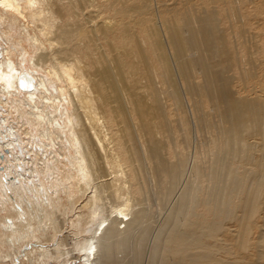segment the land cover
Segmentation results:
<instances>
[{"label": "bare ground", "instance_id": "6f19581e", "mask_svg": "<svg viewBox=\"0 0 264 264\" xmlns=\"http://www.w3.org/2000/svg\"><path fill=\"white\" fill-rule=\"evenodd\" d=\"M129 1L0 0V105L13 103L18 115L12 128L0 117V148L14 156L6 162L9 172L0 171V264L29 263L38 251L35 263L68 264L66 237L46 246L63 230L60 212L77 209L71 226L84 236L76 244L82 264H141L150 192L169 207L150 264H247L242 255L264 264V98L256 96L255 73L243 65L257 70L251 61L261 50L260 34L248 36L239 16V36L233 35L227 13L229 26L222 30L214 10L168 25L157 3L147 21V1L128 7ZM246 2L259 9L258 0ZM87 3L98 9L100 24L79 21ZM254 23L262 30L263 23ZM140 39L159 64L163 93ZM129 52L140 60L132 76L146 69L152 82L153 124L144 122L146 107L142 97L134 99L131 83L113 75L128 66ZM193 73L202 85L192 81ZM249 87V96L240 95ZM162 94L181 123L178 138ZM199 95L208 101L207 114ZM206 216L210 222L199 221ZM232 221L238 229L230 230ZM226 229L229 242L219 239ZM177 257L180 262H167Z\"/></svg>", "mask_w": 264, "mask_h": 264}, {"label": "rangeland", "instance_id": "374dc122", "mask_svg": "<svg viewBox=\"0 0 264 264\" xmlns=\"http://www.w3.org/2000/svg\"><path fill=\"white\" fill-rule=\"evenodd\" d=\"M82 2L86 1V0H81ZM101 1V5H105L104 0H95V3ZM127 1V0H124ZM147 1V5L150 6L149 10H148V14L146 15V19L148 21V19L152 18L149 16L152 8L156 7V3L159 5V8L161 9V11L163 12L164 17H166V20L164 21L165 23H167L168 25H178V26H182L183 25V21L187 20V19H195L197 17H202L205 18L207 15L210 14V12L217 11V19L218 21H222L223 24L219 25V27L224 30L225 27L228 28L229 23L225 20L224 14L227 13L230 17V22L233 26L232 29V33L235 36H239V31H240V23L238 22V18L239 16H243V22H244V26L248 29V36H251L253 34H260L262 40L259 41L260 42V46H261V50L259 52V54H255L252 57V61H251V66L254 65L257 67L256 71H253L249 65L247 64H243L245 68H249L253 74V72L255 73V78L252 80L253 85L256 87L257 89V95H260L261 97L264 98V0H258V8L256 9L254 7L253 4H250L249 2H246V0H146ZM88 2H93V0H88ZM243 2H246L243 4ZM142 2L140 0H130L129 2H127L125 5L129 6H134V5H141ZM87 6H89V4H83V8H85L84 12L82 13V16L80 17L79 21H87L88 18H93L95 19V21L98 22V24H100L102 17H97V13H98V9H93L91 8H87ZM164 10L166 11V13H164ZM135 16V15H134ZM134 16L130 17L129 22H133L134 21ZM71 21H77L75 17L71 18ZM254 21H260V23L262 24V30H259L257 27V24L254 23ZM152 25V24H149ZM88 26V25H87ZM134 32L136 35H138L139 37L141 36V32L140 29L141 27L139 26H134ZM232 33L230 32V30L227 31V40L229 42V48H230V58L232 60H234L235 56L233 55V51L232 49H235V45L233 42V36ZM140 45H142L141 47H143L144 51L146 52V54L150 57L151 59V64L153 65V67H149L151 68L152 71L156 72L158 74V79H159V84H157V86H161V89L159 90V93H163L164 91V87L162 84V75L161 72L159 70V64L158 62H156L153 59L152 53L149 52V47L146 46L145 42L140 39ZM254 43V41H253ZM139 45V48H141ZM131 49L129 48L128 51H130ZM166 51L167 54L169 56V59L171 61V63H174V60H172V57L174 55V51L173 48L171 46L166 47ZM240 55L242 53V55L244 56L245 59H248V55L245 53V48L241 45L240 46ZM115 54L117 55V52H115ZM117 57V56H116ZM124 60L127 62L128 66L124 67L123 73L120 72L118 70V68L116 69V71H114L113 75L116 73V77H118L119 79L123 80L125 83H131V89L135 88V96L134 99H138L140 97H142L146 110H145V116L143 118L144 122H150L151 124H153L155 122V116L153 115V110H152V106H153V94H152V82L149 78L148 73H146V69L145 72L142 71V75L141 73H136V76L133 77L132 73H133V64L135 62H139L140 60L137 58L135 53L129 52V55H126L124 57ZM241 62V61H240ZM144 68V67H143ZM173 73L175 75V78L177 79V82H182L181 79H179V71L177 70V67L173 65ZM195 73H193V80L196 84L198 85H202L203 84V80L201 78L200 75L195 76ZM231 74H235L236 76H239L238 71L231 72ZM153 77L156 78L153 74ZM250 77V76H249ZM249 77H247L248 80V86H250L251 81L249 80ZM19 79V78H18ZM19 81V80H18ZM243 84V82H240V79L237 81V85H241ZM244 85V84H243ZM119 89H122V85H119ZM234 89H237V86H234ZM252 91V87H249L247 89L246 92H240V95L243 96H249L250 93ZM25 92V91H24ZM124 93V92H123ZM125 95V93H124ZM111 96H114V94H112ZM161 100L163 101L164 105H165V115L166 118L168 119V122L170 123L174 134L176 135V138L181 136L180 133V125L181 123L178 121V118L176 116L173 115L172 111H171V103L169 101V98L167 97V95H161L160 96ZM199 103L201 108L205 111V113H209L211 111L210 107H208V101L206 99L205 96H201L199 95L197 98H195ZM184 103L185 105H191V98L188 97V95H184L183 97ZM264 102V99H263ZM13 109L11 108V106H3L6 108H2V106L0 105V117H5L8 120V127L12 128L11 125H15L17 127V111H16V106L11 103L10 104ZM163 105V104H162ZM187 107V106H186ZM9 109V110H8ZM8 110V111H7ZM12 110V111H11ZM16 111V112H15ZM3 112V113H2ZM11 119V120H10ZM16 120V123H14ZM0 122H1V118H0ZM11 122V123H10ZM1 146V145H0ZM0 150L2 151L0 153V171L4 173V170L6 172V170H8V164L6 162H10V160L14 159V156L8 157V152L6 153V151L3 152V150L0 148ZM12 154V152H11ZM10 156V155H9ZM9 159V161H8ZM5 160V161H4ZM9 172V170H8ZM6 175V174H5ZM111 177L107 178L110 179ZM106 179V180H107ZM180 190V189H179ZM181 191V190H180ZM12 193V192H10ZM150 192L147 196V200H145L146 202H144L145 208L148 210L149 212V218L148 221L144 224V226H146L148 229L147 231V235L146 239L144 242V249H145V256L142 258L141 260V264H150L152 261V259H150L148 256H150L151 254V247H153V243L155 241V237L156 234L158 233L159 229L161 228L167 212H168V208L167 207H161L155 199V197H153V193ZM66 205V203H65ZM1 207V206H0ZM162 208V209H161ZM167 211V212H166ZM76 213H69L66 215L65 212H60L61 215L59 216L62 220H64L63 223V230L61 233H59L57 235V238L55 240H53L52 244L47 245L46 247L49 248L50 247H56V245H58L59 243V238H67V243L68 246L66 248V250L64 251L65 254L69 253V257H71L68 262V264H82L81 263V256L79 254V252L76 250V244L77 243H83L84 242V236L82 238H78V236H76V234L74 233V229L71 226V221L75 220L76 215L74 214H78L79 209H77L75 211ZM200 212H204V210L200 209ZM151 214V215H150ZM162 221V222H161ZM200 222L205 221L206 223L210 222V216H206V218L203 219H199ZM230 226V230H236L238 229V225L236 223V221H232L229 223ZM122 227H124V224H122L120 226V228L122 229ZM145 227V228H146ZM156 229V230H155ZM157 231V232H156ZM59 236V237H58ZM225 236V237H224ZM154 239H153V238ZM225 239L228 242L232 240V235H230L229 231L226 229L224 234L221 233V235L219 236V239ZM36 241H33V243ZM210 243L212 244L213 242L210 241ZM36 244V243H34ZM54 244V245H53ZM150 244V245H149ZM52 245V246H51ZM221 245V244H220ZM27 248V249H26ZM30 250L29 245H27L26 247L23 248L24 250ZM236 249V248H235ZM24 252H27V251ZM21 253V254H24ZM39 256V251L34 253L32 256H30L31 262L28 263L27 259L24 258V261L22 262L20 259L17 260V262H9V264H38V262L35 263L36 258ZM114 257H118V259L121 257V259L125 258L122 254H117ZM148 257V258H146ZM148 262H146L147 260ZM241 259L245 260L246 259V263L247 264H251L254 263V260L251 257H248L246 255H242ZM120 260V259H119ZM167 262H180L179 258L177 257L175 261H167ZM46 264H66L63 263L62 261H53L51 260L49 263L46 261ZM111 264H114L111 263ZM129 264V263H128ZM167 264V263H166ZM168 264H172V263H168Z\"/></svg>", "mask_w": 264, "mask_h": 264}]
</instances>
